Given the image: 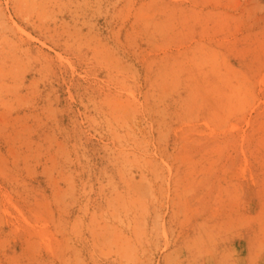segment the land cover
<instances>
[{
  "label": "rangeland",
  "instance_id": "374dc122",
  "mask_svg": "<svg viewBox=\"0 0 264 264\" xmlns=\"http://www.w3.org/2000/svg\"><path fill=\"white\" fill-rule=\"evenodd\" d=\"M0 264H264V0H0Z\"/></svg>",
  "mask_w": 264,
  "mask_h": 264
}]
</instances>
